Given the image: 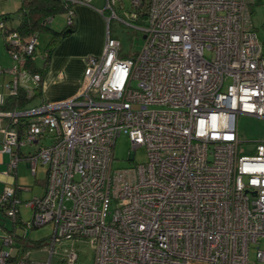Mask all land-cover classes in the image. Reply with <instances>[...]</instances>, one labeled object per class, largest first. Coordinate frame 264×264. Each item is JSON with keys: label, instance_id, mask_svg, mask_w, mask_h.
<instances>
[{"label": "built area", "instance_id": "2783aa9c", "mask_svg": "<svg viewBox=\"0 0 264 264\" xmlns=\"http://www.w3.org/2000/svg\"><path fill=\"white\" fill-rule=\"evenodd\" d=\"M117 1L106 0L108 21L140 31L138 52L121 58L108 33L102 52L86 57L75 95L0 111L10 120L0 127L9 171L22 159L34 175L38 162L47 166L42 195L23 201V187L6 186L0 202L10 219L24 203L27 226L53 224L48 242L32 248L46 260L5 235L0 264H78L85 244L93 264H264V249L249 260L250 244L264 238V140L243 154L238 132L239 115L264 119V42L250 0H148L144 25L133 21L142 0L122 5L123 16ZM67 14L71 23V7ZM6 41L15 63L0 68L10 77L2 87L30 96L41 78L25 65L38 36L23 43L12 31ZM19 117L28 120L21 134ZM121 134L132 154L145 148L146 162L113 167Z\"/></svg>", "mask_w": 264, "mask_h": 264}, {"label": "rangeland", "instance_id": "374dc122", "mask_svg": "<svg viewBox=\"0 0 264 264\" xmlns=\"http://www.w3.org/2000/svg\"><path fill=\"white\" fill-rule=\"evenodd\" d=\"M128 1H125L127 4ZM105 0H96L94 5L97 7H105ZM99 5V6H98ZM117 13L121 15V12L117 10ZM65 14H58L54 17V23L50 26L55 30H60L66 26L64 19ZM108 16L107 18H110ZM63 20V21H62ZM251 24L255 28L260 40L264 42V4L256 5L253 8L251 15ZM110 32L113 37H116L120 42L119 56L121 58H127L138 52L143 44V37L138 29L134 26L126 25L120 22L116 18H112L109 23ZM48 34H40L38 37V45L35 51V61L36 65L40 66L42 63V53L45 46L49 42ZM2 55H4V60L1 59V63L4 67L9 68V60L12 59L11 56L6 52L4 47L0 44ZM8 60V61H7ZM6 82L9 80V76L6 74H0L1 80ZM7 90H5L6 92ZM238 132H239V150L243 154H253L254 148L257 141L264 140V119L255 118L246 115L238 116ZM1 145V144H0ZM32 147L26 146L22 148V151L27 153ZM0 195L4 191L6 186L13 187L18 185L23 187L21 190V199L23 201L29 200L34 196L42 195L43 185L41 181L46 178L47 166L38 162L36 174H32L29 162L27 160H20L18 162L15 173L9 171L10 155L3 152L2 145L0 146ZM7 156H5V155ZM113 167H129L135 164L146 162V150L144 147H138L133 154L131 153V146L129 139L126 135H119L114 142L113 149ZM5 156V157H4ZM20 215L22 219L28 220L32 216L31 208L25 207L24 203L20 206ZM12 229V223L10 218H6L0 211V245H2V236L7 234V231ZM22 228L18 227L16 232L18 234L23 233ZM53 232V224L47 223L40 227H35L33 229L27 230V236L32 240H42L44 244L48 242L50 235ZM264 249V238H260L258 243H252L249 246V260L251 262L255 261L256 249ZM3 250H9L7 247H3ZM29 258L37 261H44L47 259L46 251H34L32 248H28ZM78 264H93V250L88 245H81L78 248ZM262 264V263H259Z\"/></svg>", "mask_w": 264, "mask_h": 264}, {"label": "trees", "instance_id": "16d2710c", "mask_svg": "<svg viewBox=\"0 0 264 264\" xmlns=\"http://www.w3.org/2000/svg\"><path fill=\"white\" fill-rule=\"evenodd\" d=\"M125 1H128L127 4L125 3ZM74 4L75 3L71 2L70 0H21L20 8L18 10V12H20L19 19L16 25L12 24V15H0V22L3 23L0 34L5 38V48L8 53H12L14 52V50H16V47L12 46L8 41H6V35L9 32H17L23 43L28 42L31 36H39L43 33L48 34L50 39L43 50V59L40 66L36 65L34 57L35 52L33 56L27 57V63L25 67L28 68L32 73L39 74L41 78V81L38 83V85L34 87L33 94L29 96L25 89L20 88L17 95L8 96L4 100L3 104H0V111H22L29 109L42 101L41 100L39 103H36L38 100L42 99V77L49 66L52 51L55 48L56 44H58L63 37L69 35V33L74 32L76 29V22L74 18L72 19L71 23H67V25L59 31L53 29L50 26L49 22L56 15L67 13L68 9ZM147 4L148 0H142L141 6L138 8L139 16L136 20H133L137 25H144L146 22L148 7ZM262 4H264V0H250L248 3L250 16L252 15L254 6ZM122 5H124L125 8L129 7L130 0H118L112 7L114 9H121ZM67 30H70V32H67ZM7 120L8 122L10 121L9 118H7ZM27 121L28 120L26 117H19L17 119V122L12 124L13 126L18 128V131L21 134V130L24 128V125L25 123H27ZM45 183L46 179L41 181V184L44 186ZM6 206H8L7 203L5 204L0 202V211L6 218H9L6 213ZM27 222H29V219L24 221L19 213L14 219H11L12 229L10 231H7V234L5 235H14V240L19 244V246L17 245V247L21 248L22 250L45 245L46 243L44 244L43 239L32 240L28 238L27 230L33 229L36 226H27ZM18 227L22 228L21 230H23L24 232L18 234L16 232Z\"/></svg>", "mask_w": 264, "mask_h": 264}, {"label": "crops", "instance_id": "0c3cea01", "mask_svg": "<svg viewBox=\"0 0 264 264\" xmlns=\"http://www.w3.org/2000/svg\"><path fill=\"white\" fill-rule=\"evenodd\" d=\"M94 1L96 0H91L86 4L84 0H82L80 3L77 2L71 7L74 12L73 18L76 22V29L74 32L63 37L53 49L49 66L42 77V99L38 100L36 103H39L41 100H62L75 95L81 85L82 75L86 66V57L89 55H99L102 52L106 36L108 33L111 34L109 28L110 21H108L107 18L111 16V13L110 10L104 7L95 6ZM20 4L21 0H0V15H12V24L16 25L19 19L20 12H18V10ZM113 10L116 13L117 10H119V12H121L120 16H123L122 9L113 8ZM64 14L66 16L64 22L65 25H67L68 14ZM53 19L54 18L49 22L50 25L55 22ZM61 29L62 26L60 30ZM0 44L6 50L5 38L1 34ZM1 59L4 60V55H2L0 48V68H7L2 65ZM8 60L10 61L9 66H13L15 63L14 60ZM0 74L4 75V73ZM5 83L6 81L4 79L0 82V97L4 100L9 95L8 91L5 92L6 88L2 87ZM7 122V118L0 116V127L4 126ZM44 189L45 186L43 185L42 194L44 193Z\"/></svg>", "mask_w": 264, "mask_h": 264}, {"label": "water", "instance_id": "95a60500", "mask_svg": "<svg viewBox=\"0 0 264 264\" xmlns=\"http://www.w3.org/2000/svg\"><path fill=\"white\" fill-rule=\"evenodd\" d=\"M67 32H70V30H67Z\"/></svg>", "mask_w": 264, "mask_h": 264}]
</instances>
